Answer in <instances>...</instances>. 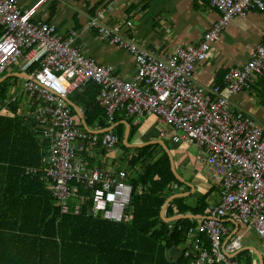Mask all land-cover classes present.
I'll return each instance as SVG.
<instances>
[{
    "label": "built area",
    "instance_id": "built-area-1",
    "mask_svg": "<svg viewBox=\"0 0 264 264\" xmlns=\"http://www.w3.org/2000/svg\"><path fill=\"white\" fill-rule=\"evenodd\" d=\"M206 1L220 13L219 21L199 45H177L171 53L140 46L132 21L126 23L125 34L113 31L104 23L107 10H98L87 27L136 61L135 77L125 80L112 65L84 55L76 45V31L63 36L57 25L35 22L39 5L22 10L19 0H0V76L24 60L21 69L29 76L24 88L33 108L29 114L49 144L42 168L27 167L26 173L46 172L63 212L69 211V200L77 194L74 185H78L91 191L95 216L122 223L131 214L129 173L90 166L82 156L102 148L115 152L121 141L112 132L86 131L72 113L68 98L93 82L99 87L97 103L110 124L119 111L138 117L155 114L172 128L173 142L202 149L199 159L219 188L220 202L186 230L182 254L187 264H242L235 256L239 237L224 241L225 222L229 219L254 228L262 240L264 260V129L251 116L232 109L230 99L250 90L255 78L264 75V35L250 59L230 68L212 91L195 85L193 77L197 63L206 60L230 21L246 18L253 10L264 12V0ZM9 105L10 100L0 114L8 112Z\"/></svg>",
    "mask_w": 264,
    "mask_h": 264
},
{
    "label": "trees",
    "instance_id": "trees-1",
    "mask_svg": "<svg viewBox=\"0 0 264 264\" xmlns=\"http://www.w3.org/2000/svg\"><path fill=\"white\" fill-rule=\"evenodd\" d=\"M1 33L0 29V36ZM7 81L0 83V110L10 100L9 111L0 114V247L10 251L0 260L6 264H53V257L54 264H187L182 253L173 258L171 250L186 244V230L196 220L167 223L162 211L172 195L190 188L175 177L170 157L161 144L130 148L123 141L121 126L110 131L119 136L118 146L131 152L123 158L127 161L125 169L120 168L129 173L133 186L128 220L112 223L95 216L91 191L78 185H74L77 194L69 200V211L63 212L46 181V172L42 169L26 173L27 167L42 168L48 139L30 115L33 108L28 113L19 112L18 100L11 98ZM88 84L97 88L86 105L88 127L96 131L112 127L114 123L108 122L96 100L99 87L93 82ZM88 84L84 88L89 90ZM72 113L80 122L73 106ZM134 133L131 130L130 137ZM88 160L92 166V159ZM215 191L217 187L194 200L193 194L174 199L166 217H205ZM242 256L243 252H239L236 258L240 260ZM247 264H253L252 260Z\"/></svg>",
    "mask_w": 264,
    "mask_h": 264
},
{
    "label": "crops",
    "instance_id": "crops-1",
    "mask_svg": "<svg viewBox=\"0 0 264 264\" xmlns=\"http://www.w3.org/2000/svg\"><path fill=\"white\" fill-rule=\"evenodd\" d=\"M19 3L22 10L39 5L33 20L57 25L63 36L76 31L78 33L76 45L83 54L101 64L112 65L114 73L125 80H132L135 77L136 61L126 50L104 41L95 30L87 27L88 21L98 10H107L104 23L113 31L125 34L127 32L126 23L132 21L133 31L136 33L140 46L164 53H171L177 45L183 47L199 45L206 32L211 30L221 17L220 13L206 0H19ZM263 35L264 12L262 11L253 10L246 18L231 20L212 46L206 60L197 63L193 77L194 84L206 88L207 91H212L216 85L222 83L230 68L238 67L250 59L254 48L263 41ZM23 63L24 60H21L19 65L12 66L7 73L0 76V80L11 74H19V80H21L19 85L22 89L20 88L19 93L11 98L18 100L19 112L28 113L31 109V98L24 88L27 78H24L25 73L21 69ZM88 86L89 90L84 88L69 97L77 107L74 109L83 128L84 120L87 123V102L97 91L96 86L95 90L92 84ZM230 102L232 109L251 116L258 126L264 129V75L255 78L250 90L232 96ZM117 117L113 131L117 126H121L124 132L123 141L126 132L129 131L130 137L131 130H135L129 142L133 145L128 146L125 143L127 147H135L142 143H148L146 146L167 144L166 140H169L176 152V156H173L177 170L187 182L194 185L195 192L198 188L202 195H205L213 187H217L209 176L206 164L199 159L202 149L198 148L196 159H194L189 151L190 144L173 142L172 128L162 122L157 115L127 116L125 112L119 111ZM163 131L167 133L166 137L161 136ZM167 146L171 151L170 145ZM156 150L159 151V147ZM129 154L131 155V152H125L118 146L117 150L112 153L106 151L103 153L102 149H97L92 155L84 152L82 156L87 160L91 158L94 167H104L116 172L120 168L125 169L126 166L124 167L123 164V167L119 166L120 161ZM190 191L191 188L187 192ZM212 196L214 199L212 204H219L218 187ZM225 223L228 233L224 241L239 237V248L235 256L243 252L240 258L242 264H247L249 259L253 264H262L260 259L263 251L262 240L255 244L242 245L241 243V238L255 229L229 219ZM182 247L183 245H178L171 250L173 258L181 256ZM9 251L7 247H0V257L4 254L5 258ZM51 261L54 264L55 258L52 257ZM5 262L0 260V264H6Z\"/></svg>",
    "mask_w": 264,
    "mask_h": 264
},
{
    "label": "water",
    "instance_id": "water-1",
    "mask_svg": "<svg viewBox=\"0 0 264 264\" xmlns=\"http://www.w3.org/2000/svg\"><path fill=\"white\" fill-rule=\"evenodd\" d=\"M24 76H25L24 78H29L28 74H26V73L24 74ZM8 77H17V78H19V74H11V75H9L7 77H4V78H2L0 80V83H2L5 80H7ZM68 102L71 104V106L77 108L75 106V104L70 101L69 98H68ZM84 127H85L86 131H88L90 133H93V134H101V133H105V132H110V131H113V129H114V126H113V127H109L107 129L101 130V131H92L88 127V125L86 123V120H84ZM128 137H129V131L126 132V134H125L124 143H126L128 146H132L133 144H130V143L127 142ZM146 144H148V143H142V144H137V145L138 146H143V145H146ZM161 144H162V146L164 147V149L166 150V152L168 153V155L170 157L171 168H172L173 173L175 174V177L180 182L185 183L187 186H189L191 188V191L190 192H180V193L174 194V195H172L165 202V204L163 206V211H162V217H163V219L167 223L175 222V221L181 220V219H190V220H194V219H197V218H200L201 219L202 217H200V216H193V215H185V216L184 215H178V216H175V217H172V218H167L166 217V215H167V209L169 207L170 202L173 201L174 199H177V198L189 197L190 195H192L195 192V187L191 183L187 182V180L184 177H182L181 174L178 172L177 167H176V163H175L174 156L171 153V151H170L169 147L167 146V144H165V143H161ZM260 259L262 261V264H264L262 255H260Z\"/></svg>",
    "mask_w": 264,
    "mask_h": 264
},
{
    "label": "rangeland",
    "instance_id": "rangeland-1",
    "mask_svg": "<svg viewBox=\"0 0 264 264\" xmlns=\"http://www.w3.org/2000/svg\"><path fill=\"white\" fill-rule=\"evenodd\" d=\"M7 80H8L7 83L10 86V89H9L10 95L15 96L17 93H19V90L22 89L20 87V85H19L21 83V80H19V78H17V77H9ZM166 143H167V145L168 144L170 145L171 151H172L171 153L174 156H176V152L174 151V149H173L171 143L169 142V140H166ZM189 151H190V154L194 157V159H196L195 157H196V155L198 153V147H196L195 144H190ZM120 162L124 166H126V164H127V161H125V159H122ZM134 177H135V174H134ZM202 196H204V195H202L201 190L196 188V192L193 193V200L198 198V197H202ZM213 201H214V199H213V196H212L210 204L214 203ZM240 227H242V226L240 225ZM260 241H261V237L253 230H251L249 233H247L246 235H244V237L241 238L242 245H246L248 243H254L255 244V243H259Z\"/></svg>",
    "mask_w": 264,
    "mask_h": 264
}]
</instances>
